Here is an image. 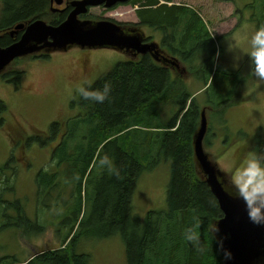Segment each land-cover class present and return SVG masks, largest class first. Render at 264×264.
<instances>
[{
    "label": "trees",
    "instance_id": "obj_1",
    "mask_svg": "<svg viewBox=\"0 0 264 264\" xmlns=\"http://www.w3.org/2000/svg\"><path fill=\"white\" fill-rule=\"evenodd\" d=\"M254 1L257 3L258 0ZM49 2L0 0V30L38 19L47 20L54 26L61 24L67 15L45 16ZM130 4L140 6L136 12L140 20L138 26L165 32V46L174 40L180 52L190 53L187 55L188 76H197L207 86L214 75L209 88L203 92L207 100L200 103L197 96L189 93L185 81L179 79L183 76L175 78L170 66L155 63L149 55L119 63L95 83L96 87L102 86L104 81L112 83L113 92L108 101L103 104L82 99L79 103L73 101L72 106L80 108L79 115L62 124L54 123L53 137L58 132L57 124L65 131L62 143L52 152V162L60 171L54 173L49 167L39 174L37 204L42 206V200L57 194L60 186L61 194L74 187L78 219L83 209V182L96 171L98 151L101 155L107 153L120 168L122 178L110 176L104 169L100 172L103 176L98 185L104 193L102 197L98 192L97 200L103 199L104 205L100 210L99 223L110 230L105 237L121 234L126 243L128 264H224L221 238L215 234L216 223L223 218V213L196 162L194 138L201 125L202 106L213 108L215 112L222 110L218 118L226 128L227 122L225 118L223 121L222 115L226 117L227 109L254 99L253 94L243 99L237 97L248 77L241 71L240 74H229L221 67L215 69L218 44L195 11L185 7L160 6L159 0H131ZM246 8L264 12V0L260 5ZM254 20H259L257 29L264 26V15ZM177 25H181L182 30L176 40L167 30ZM125 32L131 30L125 29ZM186 38L188 43L183 41ZM14 42L5 37L0 46L7 47ZM220 52L223 54L222 48ZM201 55L203 59L198 58ZM9 68L13 69V74L5 75L8 83L10 81L18 88L24 72L12 65ZM224 105L228 107L226 112L222 108ZM214 117L212 115V121ZM213 126L212 123L209 125L211 131L215 129ZM36 140L42 142L41 138L32 139L28 148ZM161 160L170 161L172 165L167 210L150 212L144 224L140 225L131 212L135 187L141 175L152 170ZM17 174L13 171L12 178L7 181L0 174V194L4 193L2 189L5 187L12 190ZM10 209H13L12 202L0 196V223H6L0 224V233L13 224L26 233L24 226H27L28 218L25 210L18 207L19 218L14 220L8 213ZM74 230L72 226L62 239L63 246L67 244L65 249L48 251L39 263L43 264V260L45 264H90L89 255L75 252ZM189 234H195L198 240H188ZM6 261V264L18 262L10 257Z\"/></svg>",
    "mask_w": 264,
    "mask_h": 264
},
{
    "label": "rangeland",
    "instance_id": "obj_2",
    "mask_svg": "<svg viewBox=\"0 0 264 264\" xmlns=\"http://www.w3.org/2000/svg\"><path fill=\"white\" fill-rule=\"evenodd\" d=\"M160 1L168 3L165 0ZM217 1L219 0H174V4L191 6L200 13V17L207 26L212 38L218 44L219 51L216 57L215 69L221 67L229 74H240L239 70L244 69L243 75H247L249 69L244 64L247 62V57H249L248 46L242 44L238 49L232 51L229 49V42L233 34L238 32L243 25H247L250 33L257 29L256 23L254 24L250 19L253 16L257 18L259 15H249L252 10L246 7L248 3L260 5L262 0H258L257 3L254 0H226L235 3L244 12V15H232L233 8L230 4ZM50 7L49 2L45 16L48 18L57 16L50 14ZM138 9H140V6H122L115 10H108L104 6L93 7L86 14L84 20L93 23L112 20L123 30L130 29L133 31L130 34L141 35L142 33L144 39L152 36L154 37L152 40H158L162 32L138 26L140 23L136 15ZM234 12H238L237 9ZM44 21L50 24L49 21ZM181 30V25H177L168 29V32L177 40L181 36ZM221 48L223 54H220ZM44 52L32 55H40L37 59L27 58L19 60L12 65L20 72H24V77L21 78L20 83L18 82V88L11 83L6 84L0 79V85L2 84L3 90L7 92L8 102L14 111V123L16 124L17 118L22 121V124L15 127V135L17 136L20 133L25 137H33L40 134L41 137L39 138L42 139V142L44 141L43 143L40 141L41 143L35 144L34 148L36 150L32 152L28 150L23 154L22 157L28 153L29 160L27 165L16 162L15 172L18 174L16 178L14 177L13 188L6 195L7 197L0 194L4 200L12 202L13 209L8 210V213L14 220L19 218L17 208L20 206L25 210L28 218L27 226H24L26 233H23V230L18 226H14L12 222L13 225L11 227L0 233V258L10 257L21 264H25L26 261L32 262L36 260L34 264H37L38 256L42 257L50 250L66 248L67 244L63 246L62 239L68 234L70 228L74 226L75 230L72 238L76 239L75 252L89 255L90 264H128L126 243L121 234L117 233L105 237L110 230L107 226H102L99 223L101 219L100 210L104 203L103 199L97 200V194L100 192L103 197L104 190L98 185L101 176H103L100 175L102 169L98 165L93 176L89 179L86 177L83 182V209L78 219L74 187H69L65 193L61 194L62 186H60L57 194L53 193L44 198L42 206H38L37 177L39 173L44 172L49 167L53 169L54 173L59 170V167L55 166V162H51L53 149L58 147V144H55L58 139L53 140L52 137L47 136V134L52 133L54 123L68 121L77 117L80 113L79 111L76 114L74 113L78 106L73 107L72 102L79 103L81 99H71L67 94L69 82L80 80L86 74L87 78L96 83L103 76L110 73L119 63L136 61L141 55L114 48L83 49L78 46H71L66 51L50 52L47 58L42 59L44 54L47 55ZM199 57L203 59L202 55ZM199 61L198 59V63ZM84 67H86V70H84ZM249 68L251 71L250 65ZM185 73L186 69L183 74L185 75L184 78L179 79L185 81L190 94H195L199 89L205 91V89L209 88L214 76H212L208 85L205 86L202 80L196 78L197 76L188 77ZM172 74L174 76L179 75L176 74V71H173ZM257 82L253 74L249 75L237 95L241 99L247 97L254 86L255 91L252 93L254 100L252 102L242 105L238 104L229 108L227 105L222 106V108H225V112L226 108H228L226 117L222 115L223 121L224 118L226 119L227 126L226 128H219L224 135L231 136L241 130L246 134H250V136L258 134L257 122L264 115V84H258ZM193 97H196V95ZM198 100L200 103H205L207 96L201 94ZM190 102L191 100L188 106ZM254 105L257 106L253 107ZM212 113L213 108L209 110L202 106L201 116L204 114L205 118H208L209 125L212 123L214 125L213 128L216 125L222 126L223 122L220 119L212 121ZM58 128L59 124H57L56 130ZM236 138H238V141L234 144L233 141ZM211 143L210 145L205 141V144H203L205 154L211 164L215 166L219 179L224 183L225 188L229 190L228 192H236L231 187V174L243 160L236 163V155L232 149L237 145L247 144L248 139L243 136H237L230 143L221 145L217 149L212 141ZM15 151H18V146H16ZM18 160L20 161L21 158ZM201 172L203 173L202 170ZM204 177L206 179L205 175ZM171 180L172 165L170 161L161 160L156 167L145 171L141 175L135 187L131 207L132 217L140 225L144 224L150 212L167 210V196ZM39 221L40 225H44V229L38 227L37 223ZM216 236L219 238L217 234ZM42 262L45 264L43 260Z\"/></svg>",
    "mask_w": 264,
    "mask_h": 264
},
{
    "label": "water",
    "instance_id": "obj_3",
    "mask_svg": "<svg viewBox=\"0 0 264 264\" xmlns=\"http://www.w3.org/2000/svg\"><path fill=\"white\" fill-rule=\"evenodd\" d=\"M127 2L129 0H75L70 4L73 10L59 25L47 24L42 19L32 21L27 26L16 25L11 36L23 30L24 32L12 45L0 47V73L20 58L43 51H66L71 46L83 49L114 48L146 54L152 46L143 43L139 34H126L112 21L93 23L80 18L93 7L104 6L111 9L117 4ZM56 3L61 5L63 0H56ZM207 130L208 121L202 114L201 126L195 137L194 152L196 161L206 176V183L223 213V218L216 224V234L223 243L221 251L223 255L224 250L231 253L232 259L228 264H260L264 261V226L250 222L245 202L237 198V194L228 192L219 179L215 166L204 152L203 143Z\"/></svg>",
    "mask_w": 264,
    "mask_h": 264
},
{
    "label": "flooded vegetation",
    "instance_id": "obj_4",
    "mask_svg": "<svg viewBox=\"0 0 264 264\" xmlns=\"http://www.w3.org/2000/svg\"><path fill=\"white\" fill-rule=\"evenodd\" d=\"M72 1H74V0H63V4L58 5L56 3V0H50V5H51V7H50L51 13L50 14H52V15L53 14L54 15H67L68 16L70 14V12L73 10V8L70 6ZM130 2H131V0H129V2H127L125 4H117L113 9H117V8L122 7V6L134 7L130 4ZM217 2L230 4L233 8L232 15H244V12H242V10H240L235 5V3H232V2H229L226 0H221V1L219 0ZM166 5H168L169 7L178 6V7L190 8V6H187V5H185V6L176 5V4H174V0H172V2L166 3ZM248 6H252V3H248ZM236 9L238 12H234ZM192 10L195 11L196 13H198L195 9H192ZM249 15H264V12L252 10L249 13ZM257 22L258 21H256V25H255L256 27H257ZM24 24L27 26L30 24V22L28 21ZM13 28H11L9 30H0V41L2 39H4L5 37L9 38V39H13V40L17 39V41H18L21 38L24 30L20 31L18 34L14 35V36H11V32L13 31ZM130 33H133V31L129 32V34ZM227 34H224V35H227ZM141 35L143 37L142 33H141ZM166 37H167L166 33L162 31L160 38H159V41L156 42V43H158V46L154 45L156 43L154 40H152L153 39L152 36L147 38V39L143 38L144 43L153 45L154 48L149 50L146 54H140L141 57L138 60L145 57L146 55H149L155 63L160 64V65H164V66H170V68H172L173 71H176V74L181 73L178 75V77L185 76L183 74L185 72V69H186L185 74H187V72H188L187 68L189 66V59L187 58V55H190V53L185 52V51L180 52L175 47V41L174 40L172 42H170V45L165 46V38ZM183 41L184 42L187 41V43H188L187 38L184 39ZM2 48H4V47H2ZM44 53H46V52H44ZM39 56L40 55L30 56V57H26V58L37 59ZM43 56H45V54ZM247 58H246L247 62L244 65L247 66V68L249 69V72L245 76L249 77V75H252L254 66L251 62L250 57H247ZM249 65L251 67V71H250ZM240 67H241V65L239 66V69H240ZM84 70H86V67H84ZM241 71L243 73L244 69ZM12 74H13V69L8 68L0 76V79H2L4 81V83L7 84L8 79L5 75H12ZM84 76L86 77V74ZM188 77H187V79H188ZM88 79H90V78H88ZM9 83H11V82L9 81ZM257 83L258 84H264V83H260V82H257ZM1 85H0V174H3L4 179H6V181H7L9 179V177L12 178L13 171L14 172L16 171L15 170L16 162H20V163H22V165H27L28 153L25 154L24 157H22V156L28 150H30L31 152L33 150H36V148H34V146L36 143H41L39 140H36V142L32 143L30 145L31 147L28 148V146L30 144V140L39 139V136H41V135L39 134V135L33 136V137H31V136L25 137V136L21 135L20 133L17 136L15 135V127L22 124V121L17 118L16 124L14 123V117H13L14 111L12 109V106H10V103L8 102L7 92L3 90L4 89L2 87L3 85L2 86ZM254 91H255V88L253 86L252 91L249 93V95H251ZM255 106H257V105H254L253 107H255ZM208 109L210 110L211 108H208ZM78 111L80 112V108L75 109L74 113L76 114ZM220 112L221 111H219V110H217L215 112V110L213 109L212 115H215L214 121H215V119L219 120L218 115ZM72 119H74V118H71L70 120H72ZM60 123L62 124L64 122H60ZM257 124H258L259 132L256 136H250V134H246V133L242 132L243 130H241L238 133H234V135L226 136L219 130V128L222 126L216 125V127L213 131H211V129H209V132H208L207 137H206L207 143H209L211 145L212 144L211 141H212L213 144L216 146V149H217L221 145L230 143L232 141V139L237 137V136L238 137H242V136L245 137L246 139H248L247 144H240V145L235 146V148L232 149L236 155V163H238V162L244 160L248 156V154L252 151H257V152L259 151L260 153H264V115L257 122ZM57 131L58 132L54 133V137H53V133H49V134H47V136L53 137L54 140L58 139V141H56L55 144L56 145L58 144V146H59L62 143L63 135H64L65 131L61 127L58 128ZM237 141H238V138H236L233 141V143L235 144V143H237ZM16 146H18V151H15ZM20 158H21V160L19 161L18 159H20ZM38 177H39V175H38ZM2 191L4 192L3 194L5 195V197H7L6 195H8V193L11 192V190H8V187L3 188ZM5 192H7V194H5ZM25 215H26V213H25ZM37 224H38V227H41L40 221ZM6 258H8V257H6ZM6 258L1 257L0 262H3L4 264H6V262H7ZM37 258H38L37 264H40L39 259L41 257L38 256ZM35 261H32V262L26 261L25 264H34ZM18 263H20V262H17V264Z\"/></svg>",
    "mask_w": 264,
    "mask_h": 264
},
{
    "label": "clouds",
    "instance_id": "obj_5",
    "mask_svg": "<svg viewBox=\"0 0 264 264\" xmlns=\"http://www.w3.org/2000/svg\"><path fill=\"white\" fill-rule=\"evenodd\" d=\"M242 44L248 46V55L253 64L252 74L260 83H264V26L248 31L247 25L234 33L229 42V49L235 51ZM113 92L110 81H104L102 86L96 87L95 82L87 77L69 82L67 94L71 99H82L95 104H103L108 101ZM103 145H101V149ZM98 161L101 169L107 171L110 176L121 179V170L113 158L107 153L103 155L98 151ZM231 187L235 189L237 198L245 202L250 222L257 226H264V153L252 151L243 162L231 174ZM187 239L197 241L195 234H189ZM223 250V243L220 242ZM202 250V249H201ZM225 264L232 259L229 251L224 250Z\"/></svg>",
    "mask_w": 264,
    "mask_h": 264
},
{
    "label": "bare ground",
    "instance_id": "obj_6",
    "mask_svg": "<svg viewBox=\"0 0 264 264\" xmlns=\"http://www.w3.org/2000/svg\"><path fill=\"white\" fill-rule=\"evenodd\" d=\"M81 19H83L84 20V18H83V16L82 17H80ZM187 42V41H186ZM5 48V47H4ZM12 65V64H11ZM11 65H9L3 72H1L0 74H2V73H4ZM194 143H195V138H194ZM194 154H195V152H194ZM124 159V158H123Z\"/></svg>",
    "mask_w": 264,
    "mask_h": 264
},
{
    "label": "crops",
    "instance_id": "obj_7",
    "mask_svg": "<svg viewBox=\"0 0 264 264\" xmlns=\"http://www.w3.org/2000/svg\"><path fill=\"white\" fill-rule=\"evenodd\" d=\"M202 91H203V89H199V90H197V92H196L194 95H198V96H200L201 93H202Z\"/></svg>",
    "mask_w": 264,
    "mask_h": 264
}]
</instances>
